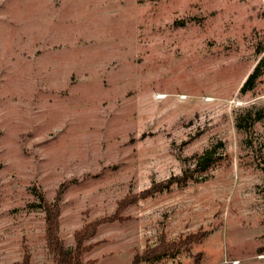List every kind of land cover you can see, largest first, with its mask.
<instances>
[{
    "label": "rangeland",
    "instance_id": "obj_1",
    "mask_svg": "<svg viewBox=\"0 0 264 264\" xmlns=\"http://www.w3.org/2000/svg\"><path fill=\"white\" fill-rule=\"evenodd\" d=\"M62 185L66 249L123 219L88 264H264V0H0V264L51 263Z\"/></svg>",
    "mask_w": 264,
    "mask_h": 264
},
{
    "label": "trees",
    "instance_id": "obj_2",
    "mask_svg": "<svg viewBox=\"0 0 264 264\" xmlns=\"http://www.w3.org/2000/svg\"><path fill=\"white\" fill-rule=\"evenodd\" d=\"M258 77V68L255 67L254 71L247 77L242 87L240 88V93H245L252 90L253 83ZM182 179L175 178L173 180H168L166 182H161L153 187H150L148 191L143 192L141 196H147L148 194H155L167 189L171 184L175 182H180ZM64 185H62L57 191L54 200L52 202L47 201L41 191L37 190L38 205L44 213V239L47 251L51 255V263L47 264H88L84 261V255L88 253L93 247V244L87 243V241L96 234L97 228L104 223L121 221V217L116 216V214L109 217L94 220L92 222L86 223L82 228L75 231L73 234L74 246L72 249H66L62 240L58 235V218L60 214V201L61 194ZM135 198V197H133ZM126 200L119 203V206H124ZM121 207V208H122ZM203 233H197L195 235L187 236L188 238L180 239L174 242H166L161 240V242L149 249H145L141 254H135L132 258L130 264H139L141 262H153L157 258L164 255H174V253L180 248L186 247L189 242L197 241L201 238ZM22 264H29V255L27 253L23 254Z\"/></svg>",
    "mask_w": 264,
    "mask_h": 264
}]
</instances>
